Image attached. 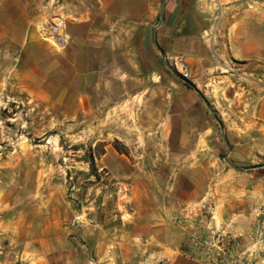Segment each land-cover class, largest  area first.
<instances>
[{"label": "crops", "instance_id": "obj_1", "mask_svg": "<svg viewBox=\"0 0 264 264\" xmlns=\"http://www.w3.org/2000/svg\"><path fill=\"white\" fill-rule=\"evenodd\" d=\"M230 2L236 3L0 0V180L13 169L28 174L12 198L0 197L1 264L19 259L21 264H53V255L70 264L86 245L102 251L125 248L130 237L123 234L117 240L111 233L105 243L94 233L91 239L98 225L87 224L77 203L62 198L61 184H51L52 175L45 199L36 198L38 180L30 178L41 168L28 144L35 134L17 135L7 124L17 118L2 115L5 106L18 103L74 120V126L99 122L105 115L108 130L147 126L144 140L155 147V169H140L132 176L129 184H138L134 200H103L100 214L93 216L104 215L107 222L129 216L134 237L144 239V264H204L181 249L183 243L190 246L192 232L181 231L175 221L209 193L220 194V183L229 178L211 171L207 163L217 147L214 125L229 126L228 139L239 137L245 142L234 145L255 153L264 135V86L257 82L258 76L264 79V51L241 23L257 14L242 15L240 6ZM53 20L62 22L57 34L61 44L50 41ZM173 60L183 63L194 89L180 83L165 64ZM211 109L220 114L210 116ZM26 125L34 122L27 120ZM99 162L117 174L114 185L122 193L129 177L125 155L111 148ZM47 167L49 174L61 169L53 163ZM217 200L216 225L232 233L256 226L252 200L227 195Z\"/></svg>", "mask_w": 264, "mask_h": 264}, {"label": "rangeland", "instance_id": "obj_2", "mask_svg": "<svg viewBox=\"0 0 264 264\" xmlns=\"http://www.w3.org/2000/svg\"><path fill=\"white\" fill-rule=\"evenodd\" d=\"M230 3L240 6L242 15H245V12L257 14H250L241 23L246 27V32L257 39L258 49L264 51V2H258L253 5H248L244 2ZM231 21L233 22L235 19L233 18ZM57 22L59 20L51 22V42L57 41V34H61L60 31L56 32L53 30V25ZM57 43L61 44V42ZM165 64L179 76L177 79L180 83L182 82L181 79L188 81L186 69L182 62L173 60L165 61ZM163 70H166L165 65ZM257 82L260 87L264 86V79L260 76H258ZM182 84L185 86V83ZM179 96L187 98L186 95L180 92ZM27 109L21 103L9 104L2 110V115L4 117L17 118V121L9 120L7 123L8 127H13L17 135L29 132L30 137L32 131L35 134L33 140L28 142V144L34 150L35 164L41 168L38 173L34 174L33 178H30L33 181L38 180L35 185L36 198L39 200L45 199L46 191L48 190L47 186L50 182L49 179L52 175L51 184L55 186L61 184V189H63L62 198L64 200H72L74 204L77 203L75 205L80 208V215L84 214L83 218L87 224L98 225L96 231L90 232L91 239L95 236L94 233H98L105 243L112 238L111 233H115L113 237L117 240L123 234H125V237L126 235L131 237V240L130 237L125 239V248L110 246L107 250L104 249L102 251L95 249L93 245H86L82 250L78 251L77 256L69 261L70 264H144L143 261L146 257L145 248L142 245L144 244L142 241L144 239L134 237L132 229L128 226L129 216L125 218L118 216L113 221L107 222L104 215H101L102 217L98 219L93 214H100L101 211L99 210L103 200H134V195L138 191V184H129L132 181V176L140 174V169H155L153 166L155 147L144 140L145 134L149 131L147 126L142 129L138 126L130 128L129 125H121L115 128L111 126L110 130H108L107 115L101 118L99 122L89 121L86 124L74 126V120H67L53 113L48 115L46 111L44 114L43 110ZM218 110L211 109L212 113L210 112L211 114L209 115L217 117L220 114ZM195 115L202 116L198 110H195ZM205 116H208L207 111ZM27 120L33 121L34 125L28 128L26 125ZM12 122L13 125L9 126ZM228 127L222 123L214 125L217 147L211 152L207 163L211 171L216 170L220 176L223 173L224 176L230 174L229 178H225L220 183V194L209 193L204 200L189 206L182 216L175 221V224L179 226L181 231L191 229L192 232V229L196 224H199L200 220L207 219L210 215L215 219L216 206L214 202L218 201L217 197L220 198V196L227 195L234 200H252L253 203L249 206L251 208L250 212L257 218L256 226L250 231H245L244 233L233 232L238 236L237 238L243 240V244L250 236L261 235L260 238L264 240V135L260 136L259 151L255 153L239 145H234L237 140L240 144L245 141L240 140L239 137H237V140L230 141L226 131ZM230 127L240 128V126ZM123 135L127 139H122ZM114 136L119 137L121 140L117 141ZM111 148L118 153L124 154L127 160L125 169L129 177L125 180L128 181L129 185L127 184L125 190L122 191L125 196H122L118 186L114 185V178L118 177L117 174H110L106 168H101L105 158H103L102 163L99 162V158ZM49 163H53L54 166H60L61 169L58 172L49 174L47 167ZM14 170L7 173L0 180L4 182H0L1 199L12 198L11 194L18 189L17 183L20 180H27L26 175L28 174H17ZM4 192L6 197L3 194ZM90 202L91 204L89 205ZM84 242L87 243V240H84ZM190 246L183 243L181 249L188 255L190 252V255L194 257L191 254L193 251L192 243ZM52 260L53 264L61 263L56 255H53ZM162 262L170 264L166 260H160L154 264ZM21 263L20 259L16 262V264Z\"/></svg>", "mask_w": 264, "mask_h": 264}, {"label": "built area", "instance_id": "obj_3", "mask_svg": "<svg viewBox=\"0 0 264 264\" xmlns=\"http://www.w3.org/2000/svg\"><path fill=\"white\" fill-rule=\"evenodd\" d=\"M218 1V0H216ZM253 5L264 0H232ZM62 22L53 25L54 31H59ZM61 42V38L56 39ZM2 152L0 151V157ZM203 206V205H202ZM202 224V225H201ZM225 228L214 223L212 215L202 219L195 225L191 233L192 253L194 257L204 264H264V240L260 236H250L243 244V240ZM1 255V249H0ZM1 264V261H0ZM159 264H168L162 262Z\"/></svg>", "mask_w": 264, "mask_h": 264}, {"label": "trees", "instance_id": "obj_4", "mask_svg": "<svg viewBox=\"0 0 264 264\" xmlns=\"http://www.w3.org/2000/svg\"><path fill=\"white\" fill-rule=\"evenodd\" d=\"M185 86L190 89H194L193 85L189 82L185 83Z\"/></svg>", "mask_w": 264, "mask_h": 264}, {"label": "water", "instance_id": "obj_5", "mask_svg": "<svg viewBox=\"0 0 264 264\" xmlns=\"http://www.w3.org/2000/svg\"><path fill=\"white\" fill-rule=\"evenodd\" d=\"M181 80L184 81V82H187L186 79H181Z\"/></svg>", "mask_w": 264, "mask_h": 264}]
</instances>
